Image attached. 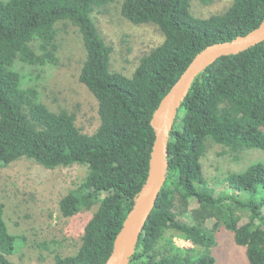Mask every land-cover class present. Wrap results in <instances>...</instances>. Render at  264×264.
Returning <instances> with one entry per match:
<instances>
[{
	"label": "trees",
	"instance_id": "trees-1",
	"mask_svg": "<svg viewBox=\"0 0 264 264\" xmlns=\"http://www.w3.org/2000/svg\"><path fill=\"white\" fill-rule=\"evenodd\" d=\"M116 1H0V168L20 159L47 170L85 166L83 180L60 199L59 212L72 217L97 207L76 253L57 254L52 264L105 263L147 178L153 112L195 55L246 35L264 20V0H233L225 12L207 18L191 13L190 0H123L124 19L152 24L164 38L127 77L111 70L112 48L92 18ZM62 21L77 29L83 43L79 81L96 99L100 119L91 135L76 127L73 113L50 111L14 69L16 61L56 65L55 26ZM209 142L235 156L264 151V41L219 58L191 84L170 132L166 181L127 264H214L211 250L222 229L245 249L248 264H264V163L229 171L223 179L229 192L216 195L201 164ZM190 200L197 206L188 213ZM242 212L248 220L239 225ZM185 216L189 224L179 220ZM210 219L212 228L206 226ZM175 235L193 248H176ZM24 240L9 232L0 202V264H12L8 257Z\"/></svg>",
	"mask_w": 264,
	"mask_h": 264
},
{
	"label": "rangeland",
	"instance_id": "rangeland-1",
	"mask_svg": "<svg viewBox=\"0 0 264 264\" xmlns=\"http://www.w3.org/2000/svg\"><path fill=\"white\" fill-rule=\"evenodd\" d=\"M122 3L123 0H117L97 9L92 18L103 40L112 48L111 70L130 77L140 59L159 46L164 38L152 24L134 25L124 19L120 13ZM232 3L233 0H213L204 5L200 0H190V9L194 16L207 18L225 12ZM55 28L58 63L36 67L16 61L14 69L22 76L23 87L36 88L39 100L50 111L73 113L76 127L91 135L98 129L100 119L96 99L79 81L85 59L81 36L67 21L57 23ZM33 46L36 49L38 43ZM256 162L264 163V151L251 149L235 156L227 148L210 142L201 159L203 174L216 195L229 192L223 183L229 171L241 172ZM86 173L85 166L47 170L28 159L0 168V202L4 220L11 234L25 239L19 250L8 257L12 264H52L57 254L64 257L76 253L84 228L97 207L63 217L59 212V201L83 180ZM196 206V202L190 200L188 213ZM240 216L239 225H242L248 217L246 212ZM179 220L190 223L186 216L179 217ZM214 223L210 219L206 226L212 228ZM172 241L178 249L193 248L192 243L177 235ZM244 252L243 247L235 245L233 234L226 229L219 232L217 243L211 250L214 264H248Z\"/></svg>",
	"mask_w": 264,
	"mask_h": 264
},
{
	"label": "water",
	"instance_id": "water-1",
	"mask_svg": "<svg viewBox=\"0 0 264 264\" xmlns=\"http://www.w3.org/2000/svg\"><path fill=\"white\" fill-rule=\"evenodd\" d=\"M263 41L264 20L246 35L207 46L195 55L163 97L150 121L154 132V142L150 153L147 178L134 199L133 206L117 233L112 251L104 264H127L135 253L139 236L166 181L167 145L176 114L195 78L219 58L237 55Z\"/></svg>",
	"mask_w": 264,
	"mask_h": 264
},
{
	"label": "built area",
	"instance_id": "built-area-1",
	"mask_svg": "<svg viewBox=\"0 0 264 264\" xmlns=\"http://www.w3.org/2000/svg\"><path fill=\"white\" fill-rule=\"evenodd\" d=\"M187 242H190V241H187ZM191 243V242H190ZM184 246H185V244H183ZM181 247H183V246H181Z\"/></svg>",
	"mask_w": 264,
	"mask_h": 264
}]
</instances>
